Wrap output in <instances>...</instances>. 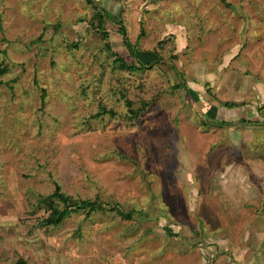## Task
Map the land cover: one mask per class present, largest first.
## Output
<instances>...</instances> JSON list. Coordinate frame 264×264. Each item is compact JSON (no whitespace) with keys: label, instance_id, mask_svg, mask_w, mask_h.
Returning a JSON list of instances; mask_svg holds the SVG:
<instances>
[{"label":"rangeland","instance_id":"obj_1","mask_svg":"<svg viewBox=\"0 0 264 264\" xmlns=\"http://www.w3.org/2000/svg\"><path fill=\"white\" fill-rule=\"evenodd\" d=\"M0 69V264H264V0H0Z\"/></svg>","mask_w":264,"mask_h":264},{"label":"trees","instance_id":"obj_2","mask_svg":"<svg viewBox=\"0 0 264 264\" xmlns=\"http://www.w3.org/2000/svg\"><path fill=\"white\" fill-rule=\"evenodd\" d=\"M88 1H92V0H88ZM101 11V12H100ZM100 11H96L94 16H97L99 18H102L103 16L105 17V19H113V16L110 12H108V10H106L105 8L100 7ZM118 23L121 25L120 20H118ZM102 31V37L103 38H107V34L104 30ZM120 32L122 35V41L124 46L126 47L128 54L130 55V57L133 60H136V65L133 64H128L124 58H122L121 56H117L116 60L114 59L115 62H119V65L126 69V70H131V71H135L138 69H143L146 68L148 66H150L149 64H142L138 58L136 57L135 52L132 49L131 44L129 43V41L127 40L124 32H123V27H120ZM107 47H109V45L107 44ZM110 48V47H109ZM0 72H2V70L0 69ZM44 91L42 93V97H44ZM235 103H227L225 102V105H228L229 107L234 106ZM58 199L61 202H63V208L62 209H58L55 207V204H53V200L54 199ZM68 198L67 196H63L60 192H59V188L56 186L54 191L52 192V194L41 198L40 202H44V204L50 208V214L47 218L44 219V223L45 224H52V225H58L59 223L62 222V220L68 216L72 211L78 210V209H84V208H88L86 210V214L90 215V213L97 211V210H103L102 206L100 204H97L94 201L85 199V200H79L74 202V208H70L71 205L68 204ZM118 213L121 215V217L123 218H130L131 216V212L128 213H124L122 210H117ZM16 264H25L23 261L18 260V262Z\"/></svg>","mask_w":264,"mask_h":264},{"label":"crops","instance_id":"obj_3","mask_svg":"<svg viewBox=\"0 0 264 264\" xmlns=\"http://www.w3.org/2000/svg\"><path fill=\"white\" fill-rule=\"evenodd\" d=\"M202 104V102H201ZM205 108V116H206V119H209L210 121H213V122H217V121H220L221 123L223 121H227L228 119H226V115H229L230 114V111L231 110H228V109H220L219 107H217L216 105L214 104H210L208 103L207 106H204ZM232 114H230L231 116ZM225 176H223L224 178Z\"/></svg>","mask_w":264,"mask_h":264}]
</instances>
